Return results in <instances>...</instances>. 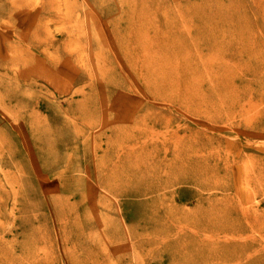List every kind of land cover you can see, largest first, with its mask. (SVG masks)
I'll list each match as a JSON object with an SVG mask.
<instances>
[{
	"label": "rangeland",
	"instance_id": "rangeland-1",
	"mask_svg": "<svg viewBox=\"0 0 264 264\" xmlns=\"http://www.w3.org/2000/svg\"><path fill=\"white\" fill-rule=\"evenodd\" d=\"M193 140L222 251L192 164L142 166ZM0 264H264V0H0Z\"/></svg>",
	"mask_w": 264,
	"mask_h": 264
},
{
	"label": "bare ground",
	"instance_id": "bare-ground-1",
	"mask_svg": "<svg viewBox=\"0 0 264 264\" xmlns=\"http://www.w3.org/2000/svg\"><path fill=\"white\" fill-rule=\"evenodd\" d=\"M142 11V10H141ZM193 144L190 145V148L192 149V156L188 155V156H182L181 154L179 155H175L173 154L172 158H170V160L165 161V159H161L156 157V160L153 161V157L154 154L156 155L159 151L160 148L156 145H154V148H147V152H146V158H149L150 156L151 159L145 160L142 162V166L143 167H148V165L153 166L157 169H160L162 171H165L167 169H172L175 167H185L188 164H192V171L190 173H186L184 175H182L183 177L180 178L179 176H176L175 180L179 181L181 180L182 182H191L192 184L196 185V193L194 194L195 200H196V204L195 207H193L191 210H189V212H192L195 217L194 219H192V223L194 222L195 225H190L187 226L185 225L183 229L184 231H190V230H207V227H212L209 228L210 230H215V236L211 237V239L214 242H217L218 246L217 247H221L222 251L225 246L229 247H234L235 244L229 242L228 244L225 242L224 245H222V237L224 235L227 234H233L232 232V227L228 221L227 218V212H225L224 209L221 208V206L219 205V203H216L214 200H224V201H231V196H227V195H222V196H217V195H210L207 194L206 196L202 195V191L204 190H210L213 188L219 189V190H226V189H235L236 186H229L228 184L224 183V181L226 179H228V177L230 176V171L229 169H227L228 165H226L225 168L222 167V169H220V167L217 165L219 164V156H213L212 154L209 153L210 148L204 147V146H198L196 145V140L192 141ZM157 151V152H156ZM152 154V155H151ZM165 157V156H164ZM125 164L121 163L119 165V167H124ZM178 169V168H177ZM203 175H207L204 177H208L207 180L205 179H201L200 177H202ZM234 176V175H233ZM158 179V177H156ZM155 178V179H156ZM248 178L242 177V179L240 180H247ZM158 185L155 186H144L143 188H138L136 189V193L137 194H144L148 191H150L152 188L156 187ZM235 191V190H234ZM233 194V193H232ZM231 194V195H232ZM230 197V198H229ZM215 202L216 204L212 203ZM211 207L210 209H206L204 206L208 205ZM214 205V206H212ZM215 206L218 207V209L215 208ZM221 209H220V208ZM174 211V210H173ZM202 219V220H201ZM220 219V220H218ZM225 219V220H223ZM213 221H218L219 225H213L212 223ZM220 221V222H219ZM204 224H210L209 226H206ZM172 227V225H171ZM174 227V224H173ZM209 231V230H208ZM161 233H164L162 229H160ZM213 234V233H212ZM203 241V240H201ZM188 246V243L186 242H182V241H178L176 244L172 243L169 246ZM217 257L221 256L220 252H217L216 254Z\"/></svg>",
	"mask_w": 264,
	"mask_h": 264
}]
</instances>
